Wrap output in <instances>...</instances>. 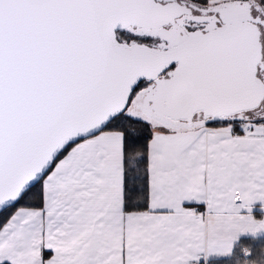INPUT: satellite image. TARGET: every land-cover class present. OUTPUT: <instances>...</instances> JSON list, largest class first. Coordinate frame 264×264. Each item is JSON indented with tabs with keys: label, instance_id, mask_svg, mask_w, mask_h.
Instances as JSON below:
<instances>
[{
	"label": "snow or ice",
	"instance_id": "snow-or-ice-1",
	"mask_svg": "<svg viewBox=\"0 0 264 264\" xmlns=\"http://www.w3.org/2000/svg\"><path fill=\"white\" fill-rule=\"evenodd\" d=\"M264 264V0H0V264Z\"/></svg>",
	"mask_w": 264,
	"mask_h": 264
},
{
	"label": "trees",
	"instance_id": "trees-1",
	"mask_svg": "<svg viewBox=\"0 0 264 264\" xmlns=\"http://www.w3.org/2000/svg\"><path fill=\"white\" fill-rule=\"evenodd\" d=\"M212 264H235V257L221 260H213Z\"/></svg>",
	"mask_w": 264,
	"mask_h": 264
}]
</instances>
